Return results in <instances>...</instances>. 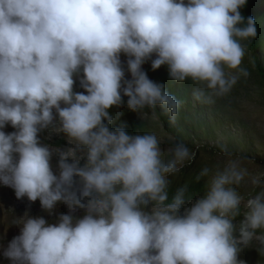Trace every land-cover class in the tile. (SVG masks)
<instances>
[{
    "label": "clouds",
    "instance_id": "9594fccd",
    "mask_svg": "<svg viewBox=\"0 0 264 264\" xmlns=\"http://www.w3.org/2000/svg\"><path fill=\"white\" fill-rule=\"evenodd\" d=\"M245 4L0 0V183L49 213L58 202L68 209L56 224L15 217L20 234L3 253L11 264H246L244 250L264 256V174L250 175L249 157L221 145L222 161L197 177H207L203 194L186 203L185 185L169 200V177L195 151L184 143L162 151L155 134L110 129L120 114L109 109L123 97L141 116L159 107L176 123L181 101L148 77L149 60L171 81L190 82L197 102L230 92L247 76L242 42L257 35L240 12ZM74 76L83 92L73 91ZM7 125L14 131L6 134ZM44 130L63 134L67 146L41 144ZM246 177L247 199L238 191ZM79 209L86 214L77 219Z\"/></svg>",
    "mask_w": 264,
    "mask_h": 264
},
{
    "label": "rangeland",
    "instance_id": "374dc122",
    "mask_svg": "<svg viewBox=\"0 0 264 264\" xmlns=\"http://www.w3.org/2000/svg\"><path fill=\"white\" fill-rule=\"evenodd\" d=\"M240 12L245 18L251 16L255 20L257 35L254 39L242 42L246 46V53L241 67L246 69L247 76H240L226 95L215 98L213 104L197 102L192 97L190 82L177 84L171 81L166 66L153 71L149 60L142 65L148 77L164 83L166 90L181 101L176 123H170L169 116L159 107L155 112L145 109L146 114L141 116L127 107V97H123L124 104L121 107L113 106L109 109L113 116L120 114L110 125V129L123 126L130 134H155L160 140L162 151L175 143H184L195 151L194 159L186 162L179 172L169 177V200L177 188L185 185L188 188L186 203L195 201L203 194L207 177L199 180L197 177L204 167L214 168L222 161L221 145L234 154L250 158L246 166L251 176L264 174V78L261 75L264 73V0H246ZM126 59L121 54L125 78H130L126 71ZM74 79L76 83L73 91L83 92L84 89L79 83L80 77L74 76ZM3 131L7 134L14 129L7 125ZM39 139L41 144L52 148L67 146L64 135H57L51 130L39 133ZM57 159L53 155L51 164L54 172L58 171ZM238 191L245 199L248 198V194L252 192L250 177L245 178ZM25 213L33 218L43 217L47 224H56L61 214H68V209L58 202L49 213L41 208L39 200L29 202L27 197L17 199L13 189L0 183V264H11L3 253L8 242L20 234L22 227L11 225V222ZM85 214L83 209L73 213L77 219ZM239 259L246 261V264H264V256L255 250L242 251Z\"/></svg>",
    "mask_w": 264,
    "mask_h": 264
},
{
    "label": "trees",
    "instance_id": "16d2710c",
    "mask_svg": "<svg viewBox=\"0 0 264 264\" xmlns=\"http://www.w3.org/2000/svg\"><path fill=\"white\" fill-rule=\"evenodd\" d=\"M262 77L264 78V73H261Z\"/></svg>",
    "mask_w": 264,
    "mask_h": 264
}]
</instances>
